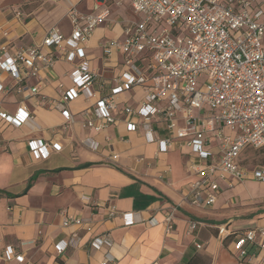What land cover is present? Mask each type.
I'll return each mask as SVG.
<instances>
[{"label":"crops","instance_id":"1","mask_svg":"<svg viewBox=\"0 0 264 264\" xmlns=\"http://www.w3.org/2000/svg\"><path fill=\"white\" fill-rule=\"evenodd\" d=\"M27 1L0 0V48L5 45L10 54L41 44L51 27L70 36L68 9L76 6L91 12L93 6V0H38V7L24 10ZM123 1L139 20L129 0ZM238 1L235 7L240 9ZM248 1L251 10H264V0ZM106 5L111 17L94 30L83 54L77 52L70 59L66 50L46 49L58 57L54 66L42 70L40 78L23 82L26 87L39 85V95L17 92V81L0 70V84L9 87L0 93V112L13 115L25 105L31 116L20 125L0 118V264H102L108 255L112 260L107 264H250L232 253L233 237L220 239L218 231L221 225L239 232L264 224V182L247 179L228 186L221 181L212 208L189 204L185 197L196 177L189 165L199 161L197 153L179 142L159 152L156 142L146 140L143 120L124 113L126 105H140L149 82L115 97L117 108L111 112L116 122L107 124L95 114L99 97L109 94L115 78L127 69L122 51L103 52L102 44L123 39L129 24L122 21L127 16L123 2L107 0ZM82 63L98 76L89 88L90 98L81 92L68 104L71 121L46 102L60 100L74 86L69 74ZM130 119L137 123L135 131L127 128ZM88 120L102 125L101 130L88 126ZM153 126L156 138L167 135L164 122L154 121ZM87 139L96 142L95 149L86 144ZM31 141L47 143L48 157L37 158ZM208 149L217 155L219 141L213 138ZM247 149L255 148L248 147L243 154ZM240 162L246 169L264 166L247 168L242 158ZM111 209L116 217L109 216ZM172 210L174 227L167 234L165 217ZM123 212L134 213L135 222L124 225ZM64 213L90 220L92 230L64 227ZM192 221L197 227L190 232ZM102 233L110 234L112 244L92 246L91 241ZM57 243L59 248L67 245L64 251H58ZM9 247L14 251L11 258L6 254Z\"/></svg>","mask_w":264,"mask_h":264},{"label":"built area","instance_id":"2","mask_svg":"<svg viewBox=\"0 0 264 264\" xmlns=\"http://www.w3.org/2000/svg\"><path fill=\"white\" fill-rule=\"evenodd\" d=\"M121 4L123 0H114ZM104 2V3H103ZM107 0H93L91 12H82L76 6L67 11L73 29L65 36L58 27H51L41 44L20 48L10 54L7 47L0 48V70L8 72L16 81V91L26 90L31 95L40 94V86L26 87L28 78H40L44 69L52 68L58 57L47 48L66 50L72 59L83 48L94 30L111 17ZM133 11L140 16L124 30V38L106 40L103 52L111 55L119 50L124 54L127 68L115 78L110 93L99 97L95 114L107 124L116 122L112 110L117 108L115 97L135 85L145 87V95L137 108L124 107V113L143 120L144 135L148 142H156L159 152H167L176 142L191 146L198 162L191 161L189 171L196 177L191 182L185 200L196 207L212 208L220 192V182L232 186L234 181L247 179L264 182V166L246 169L241 165L243 151L264 147V10H251V2L240 0H129ZM206 74V82L199 86V78ZM97 74L87 63L69 74L73 87L66 90L60 100H49V108H58L71 121L73 116L68 104L81 92L92 96L90 86ZM9 87L0 84V93ZM45 101V96L41 95ZM0 118L10 124L20 125L30 119L28 108L21 105L15 114L0 112ZM164 122L167 135L156 138L153 122ZM182 121L181 124L179 122ZM88 126L101 130L88 120ZM129 131L137 129V123L127 120ZM215 138L219 141V153L214 155L208 146ZM86 144L96 148V142L87 139ZM31 149L37 158H47L48 144L31 141ZM55 149H60L54 144ZM143 160V158H140ZM62 225H76L92 230L90 220L62 214ZM110 217H116L111 209ZM123 224L135 222L132 212L121 214ZM175 213L165 217L166 233L174 227ZM150 222H155L151 219ZM197 227L191 222L189 231ZM219 237L232 236V253L240 261L264 264V224L239 232L219 226ZM61 243V242H60ZM64 251L66 244L59 248ZM112 244L109 233L96 236L91 245L100 248ZM201 247V245H197ZM7 257L14 256L12 248ZM102 264H107L112 258ZM17 259H23L16 256Z\"/></svg>","mask_w":264,"mask_h":264},{"label":"rangeland","instance_id":"3","mask_svg":"<svg viewBox=\"0 0 264 264\" xmlns=\"http://www.w3.org/2000/svg\"><path fill=\"white\" fill-rule=\"evenodd\" d=\"M123 2V11L127 15L123 19V23L128 24L131 21L135 20V15L133 14L132 10L129 7V4L126 1ZM35 7H38V0H29L23 4V9L24 10H31ZM17 14L20 15V12H17ZM114 18V17H113ZM207 76L204 74L199 78V86L202 87V85L206 82ZM242 161L244 166L247 168L255 167L257 165H264V147L263 148H258V149H247L245 153L242 156Z\"/></svg>","mask_w":264,"mask_h":264},{"label":"water","instance_id":"4","mask_svg":"<svg viewBox=\"0 0 264 264\" xmlns=\"http://www.w3.org/2000/svg\"><path fill=\"white\" fill-rule=\"evenodd\" d=\"M261 213H264V209L261 211Z\"/></svg>","mask_w":264,"mask_h":264},{"label":"trees","instance_id":"5","mask_svg":"<svg viewBox=\"0 0 264 264\" xmlns=\"http://www.w3.org/2000/svg\"><path fill=\"white\" fill-rule=\"evenodd\" d=\"M35 178V177H34Z\"/></svg>","mask_w":264,"mask_h":264}]
</instances>
